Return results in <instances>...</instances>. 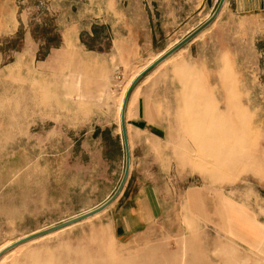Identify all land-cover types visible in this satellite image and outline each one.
Returning <instances> with one entry per match:
<instances>
[{
    "label": "rangeland",
    "instance_id": "rangeland-1",
    "mask_svg": "<svg viewBox=\"0 0 264 264\" xmlns=\"http://www.w3.org/2000/svg\"><path fill=\"white\" fill-rule=\"evenodd\" d=\"M221 1L0 0V252L114 196L129 87ZM256 1L226 0L205 32L134 87L120 198L0 264H264L253 226L264 228ZM136 211L143 227L131 219L119 232Z\"/></svg>",
    "mask_w": 264,
    "mask_h": 264
},
{
    "label": "water",
    "instance_id": "water-1",
    "mask_svg": "<svg viewBox=\"0 0 264 264\" xmlns=\"http://www.w3.org/2000/svg\"><path fill=\"white\" fill-rule=\"evenodd\" d=\"M225 2H226V0H222L219 4L217 10L213 14V16L204 25H202L200 28H198L195 32H193L190 36H188L180 44H178L177 46H175L174 48H172L171 50L166 52L164 55H162L157 61H155L150 67H148L143 73H141L136 78V80L132 83L131 87L129 88L127 95L125 97L122 112H121L122 132H123V138H124L125 147H126V171H125L124 178L121 182V185L118 188L117 192L114 194V196L108 202H106L104 205H102L101 207H99V208H97L91 212H88L84 215H81L79 217L71 219L67 222L60 224V225H57V226L51 227L49 229L37 232L33 235H30L24 239L17 241L16 243L8 246L7 248H5L3 251L0 252V259L2 257H4L5 255H7L8 253L12 252L13 250H15V249L27 244V243H30V242L39 240L41 238H44L46 236L52 235V234L57 233L61 230L70 228L72 226L80 224L84 221H87V220L99 215L100 213L109 209L120 198V196L122 195L123 190L127 184L129 172L131 169V157H130V149H129V142H128L127 126H126V110H127V105H128L129 97H130L132 90L137 85V83L147 73H149L151 70H153L154 68H156L157 66H159L160 64H162L163 62L168 60L171 56H173L175 53L180 51L185 45H187L190 42H192L193 40L197 39L203 32H205L217 20V18L219 17V15H220V13H221L224 5H225Z\"/></svg>",
    "mask_w": 264,
    "mask_h": 264
},
{
    "label": "crops",
    "instance_id": "crops-1",
    "mask_svg": "<svg viewBox=\"0 0 264 264\" xmlns=\"http://www.w3.org/2000/svg\"><path fill=\"white\" fill-rule=\"evenodd\" d=\"M256 2L259 5H261L262 8H264V0H257ZM131 219H135L136 222L138 223V226L139 227H143L144 214H143L142 211H139V212L136 211L135 213L132 212V213H129V214H125L124 218H120V220H119V222L117 223V226H116V228H118L119 232H121V233L127 232L126 229L131 227V225H130V220ZM253 226H254V228H258L259 231H261L263 233V235H264V228L262 226L257 224L255 221H253ZM262 239H263V237L261 238V242H262ZM259 245H260V243H259Z\"/></svg>",
    "mask_w": 264,
    "mask_h": 264
},
{
    "label": "bare ground",
    "instance_id": "bare-ground-1",
    "mask_svg": "<svg viewBox=\"0 0 264 264\" xmlns=\"http://www.w3.org/2000/svg\"><path fill=\"white\" fill-rule=\"evenodd\" d=\"M159 58H160V57H159ZM130 87H131V86H130ZM130 87H129V88H130ZM128 90H129V89H128ZM127 92H128V91H127ZM126 94H127V93H126ZM123 103H124V102H123ZM122 108H123V105H122ZM121 111H122V109H121ZM9 246H10V245H9ZM6 248H7V247H6ZM4 249H5V248H4ZM4 249H3V250H4ZM3 250H2V251H3Z\"/></svg>",
    "mask_w": 264,
    "mask_h": 264
}]
</instances>
